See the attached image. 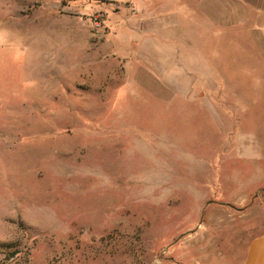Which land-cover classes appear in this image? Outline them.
<instances>
[{"label":"rangeland","instance_id":"1","mask_svg":"<svg viewBox=\"0 0 264 264\" xmlns=\"http://www.w3.org/2000/svg\"><path fill=\"white\" fill-rule=\"evenodd\" d=\"M264 234V0H0V264H243Z\"/></svg>","mask_w":264,"mask_h":264},{"label":"crops","instance_id":"2","mask_svg":"<svg viewBox=\"0 0 264 264\" xmlns=\"http://www.w3.org/2000/svg\"><path fill=\"white\" fill-rule=\"evenodd\" d=\"M243 264H264V234L250 239L244 253Z\"/></svg>","mask_w":264,"mask_h":264}]
</instances>
